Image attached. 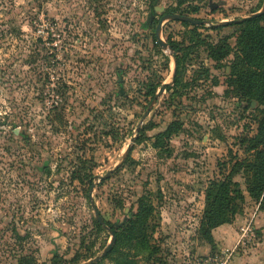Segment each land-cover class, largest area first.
Here are the masks:
<instances>
[{"label": "rangeland", "instance_id": "1", "mask_svg": "<svg viewBox=\"0 0 264 264\" xmlns=\"http://www.w3.org/2000/svg\"><path fill=\"white\" fill-rule=\"evenodd\" d=\"M263 8L264 0H0V264L100 256L111 234L97 227L92 202L119 232L139 206L152 208L143 238L123 239L96 264H188V253L222 251L231 264H264V191L250 197L244 168L233 177L240 212L212 230V243L201 233L210 182L250 158L247 139L264 109L229 84L243 27L218 24ZM164 13L211 22L164 21L161 38L187 48L177 85L174 53L155 37ZM224 44L231 52L215 61L211 45ZM160 82L166 91L143 120L148 89ZM137 127L129 158L99 181Z\"/></svg>", "mask_w": 264, "mask_h": 264}, {"label": "trees", "instance_id": "2", "mask_svg": "<svg viewBox=\"0 0 264 264\" xmlns=\"http://www.w3.org/2000/svg\"><path fill=\"white\" fill-rule=\"evenodd\" d=\"M155 7H152L154 12ZM148 24H153L154 20L151 17ZM264 15L241 20L232 25H239L243 27L239 38V50L234 54V59L231 64L232 76L229 78V84L235 86L238 92L245 93L252 99H256L259 105L264 106ZM230 26V25H228ZM220 27V26H219ZM226 27V26H221ZM216 29V27H213ZM172 51L176 56L177 70L174 77V85L179 83V75L182 65L180 53L187 48L181 47L178 42L169 43ZM211 57L215 61H221L227 57L231 52V47L224 44L223 46L214 47L211 45ZM182 51V52H183ZM204 72L208 73L209 71ZM162 86V82L158 83L157 87H150L149 94L155 97L158 87ZM259 127L258 133L255 137L247 139L250 158L244 162L235 161L232 166L229 176H223L222 179L212 180L207 188L206 194V208L201 222V233L207 241L212 243V230L227 223H231L237 213L240 212V203L244 202L245 197L240 189V184L233 181V177L237 172L244 168L247 179V191L252 199H259L264 191V109H259ZM171 128V127H170ZM170 128L167 132L170 131ZM227 169V164L221 167V172ZM222 174V173H221ZM94 177L90 171L84 179H88L91 188L94 184L92 178ZM104 181V180H103ZM89 188V191H90ZM152 208L147 209L143 205L139 206L138 212L133 216V219L128 223L125 231L119 232L115 229L113 224L106 222L116 234V242L120 244L123 239H139L148 231V222ZM97 227L101 224L97 222ZM102 228V227H101ZM113 249V248H112ZM111 250L108 255L112 253ZM107 255V256H108ZM125 264H130L127 258L124 260ZM57 264V261H54Z\"/></svg>", "mask_w": 264, "mask_h": 264}, {"label": "water", "instance_id": "3", "mask_svg": "<svg viewBox=\"0 0 264 264\" xmlns=\"http://www.w3.org/2000/svg\"><path fill=\"white\" fill-rule=\"evenodd\" d=\"M157 11H160V12H164V8H158ZM264 15V8L249 16V17H245L241 20H246V19H249V18H256V17H259V16H262ZM166 20H174V21H181V22H186V23H190L191 25H196V26H201V25H204V24H210L211 22L210 21H205V20H200V19H196V18H193L189 15H184V14H177V13H165L162 15L161 19L158 21L157 25H156V29H155V37L157 39V42L158 44L160 45V47H162V49L164 50H170L172 51V47L169 43L165 42L162 38H161V31H162V26H163V23L164 21ZM241 20H231V21H223L221 23L218 24V26H228V25H232L234 23H237ZM173 56V59H174V63H175V69H174V75L173 77H175L176 75V70H177V63H176V56L174 54H172ZM167 85L168 84H163L159 91L157 92V94L155 95V97L153 98L151 104L149 105L147 111L145 112L144 116H143V120L148 116V114L150 113V111L152 110V106L154 103H156L158 101V99L162 96V94L166 91V88H167ZM142 120V122H143ZM139 132H140V127H137V130H136V135L132 138L131 140V144L128 146L127 150H126V153L123 157V160L122 162L117 165L114 169L108 171L106 173V175L102 176V177H99V181H103V180H106L108 179L112 173L114 171H116L130 156L131 154V151H132V148H133V145L135 143V141L137 140L138 136H139ZM96 184L94 183L92 185V187L90 188V192H89V197L92 201L93 197H92V192L95 188ZM92 207L94 209V212H95V216H96V219L97 221L99 222V224H101L106 230H108L111 234V241L110 243L106 246V248L104 249V251L101 253L100 256L96 257L95 259L93 260H90L88 261L87 263L85 264H96L97 262H99L101 259L105 258L108 253L112 250L115 242H116V234L114 232V230H112L108 225H106V222L105 220L103 219L100 211L98 210V208L96 207V205L92 202Z\"/></svg>", "mask_w": 264, "mask_h": 264}, {"label": "built area", "instance_id": "4", "mask_svg": "<svg viewBox=\"0 0 264 264\" xmlns=\"http://www.w3.org/2000/svg\"><path fill=\"white\" fill-rule=\"evenodd\" d=\"M188 264H231L232 253L226 251L198 255L196 253H188L186 256Z\"/></svg>", "mask_w": 264, "mask_h": 264}, {"label": "flooded vegetation", "instance_id": "5", "mask_svg": "<svg viewBox=\"0 0 264 264\" xmlns=\"http://www.w3.org/2000/svg\"><path fill=\"white\" fill-rule=\"evenodd\" d=\"M165 14V13H164Z\"/></svg>", "mask_w": 264, "mask_h": 264}]
</instances>
